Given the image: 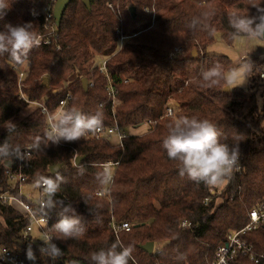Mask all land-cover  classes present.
<instances>
[{"label": "trees", "instance_id": "trees-1", "mask_svg": "<svg viewBox=\"0 0 264 264\" xmlns=\"http://www.w3.org/2000/svg\"><path fill=\"white\" fill-rule=\"evenodd\" d=\"M5 3L7 14L0 18V31L7 23L31 22L39 36L46 34L48 0ZM254 5L264 7V0H91V9L83 0H71L49 45L34 47L23 64L0 55V144L7 142L21 152L39 138V148L32 147L22 169L27 184L35 185L40 176L60 177L56 199L71 203L82 216V235L54 239L62 252L56 264H90V253L117 241L133 248L129 264H208L227 236L248 223L250 212L264 201V78L259 71L264 61L245 62L250 65L246 89L227 90L224 80L210 84L202 79V72L214 65L225 73L234 69L228 57L207 49L216 34L231 43L236 38L231 19L255 15ZM133 7L135 16L130 12ZM119 31L129 37L122 49ZM193 50L198 51L196 56ZM98 56L109 59L115 101L107 89V75L94 68ZM21 72L27 102L19 91ZM44 78H49L48 86ZM64 83L69 85L59 89ZM68 93L72 99L67 106L89 114L102 111L101 127L115 122L125 130L149 127L140 135L129 134L122 146L91 133L75 142L51 145L46 115L28 101H44L53 112ZM169 107L177 116L215 123L222 143H239L238 165L221 190L181 177L177 162L168 159L162 142L171 122ZM9 122L16 126L12 132L7 131ZM75 157L85 159L76 166ZM107 161L119 162V167L111 198L101 199L97 193L108 184L98 178L103 170L97 164ZM18 162L15 157L0 158V193L18 195L6 174L18 170ZM57 165L61 169L53 173ZM50 215L56 223V212ZM113 217L130 223L131 230L117 238L110 226ZM182 221L191 227L182 228ZM29 224L19 208L0 201V246L27 264H48L37 244L21 241ZM250 240L264 246V226ZM147 242L161 243L160 253L142 250ZM29 247L34 261L27 258Z\"/></svg>", "mask_w": 264, "mask_h": 264}, {"label": "clouds", "instance_id": "clouds-1", "mask_svg": "<svg viewBox=\"0 0 264 264\" xmlns=\"http://www.w3.org/2000/svg\"><path fill=\"white\" fill-rule=\"evenodd\" d=\"M257 8V13L250 16H238L231 19L234 29L233 37L244 35L249 39H264V7ZM8 5L5 0H0V18H3ZM197 21H193L196 23ZM41 38L31 22L4 25L0 31V55L8 54L18 64H23L29 52L40 45ZM250 65L242 64L239 68L228 70L227 73L220 65L202 72V79L210 84H218L224 80L227 89H232L240 84L236 82L247 75ZM171 122L168 125L167 135L164 137L162 146L166 150L168 159L176 161L178 172L181 177L187 176L195 182H203L210 187H218L227 183L240 158L239 143L229 146L220 140L221 132L217 125L208 119H197L177 116L169 113ZM50 128L47 132V140L51 145L61 142H75L89 133H95L102 125L103 113L97 110L89 114L74 106H62L47 114ZM15 124L9 122L7 131L15 130ZM39 138L32 145L39 148ZM23 159L19 148H12L7 142L0 144V158ZM83 170L81 169V172ZM101 182L109 184L112 175L105 166L99 174ZM60 177L40 176L35 181V186L42 189L43 197L40 201L41 211L47 225L49 213L55 211L59 219L51 226L50 231L56 233L55 237L47 236L38 251L41 256H47L55 261L62 255L61 249L53 242L54 239H73L83 234L82 216L76 212L71 203H65L56 199L60 190ZM91 214V210H90ZM119 249V250H118ZM133 248L124 246L120 241L113 243L107 249H100L90 253V264H129L132 259ZM27 258L35 260L36 256L31 247L28 248Z\"/></svg>", "mask_w": 264, "mask_h": 264}, {"label": "built area", "instance_id": "built-area-1", "mask_svg": "<svg viewBox=\"0 0 264 264\" xmlns=\"http://www.w3.org/2000/svg\"><path fill=\"white\" fill-rule=\"evenodd\" d=\"M58 0H48V4L45 8L44 12V28L46 29L45 35H40L41 42L40 45H49L51 43L50 37L56 32L57 24L55 19V6ZM113 8L112 5H109ZM118 11V10H117ZM146 13H150L148 9H145ZM121 16V15H120ZM122 22V18L120 19ZM120 37V49H122L125 41L129 38L123 36L122 32ZM108 62L109 59L104 56H98L94 62V68L97 69L100 73L107 75L108 78V91L113 101L116 100L117 91L114 89L112 81L110 79L108 73ZM24 72L20 73L19 78V91L21 94V99L27 102L26 97L22 91V81L24 79ZM264 78V75L261 76ZM72 99V94L68 93L66 98L61 101L60 107L67 106L68 102ZM30 104H34L40 107L43 114L46 115L50 113L48 107L45 102H29ZM169 113H174L172 107L167 109V116H170ZM48 128H50V121L47 119ZM128 133L124 128H122L117 122L111 127H100L98 131L95 133H91L90 136H93L97 139L99 138H111L115 137L118 141L119 145H123L124 140L128 137ZM87 137V136H86ZM32 147H27L21 153L23 154V159H19L18 162V170H8L7 177L9 179V183L11 184L12 190H18V195L12 192H3L0 193V201L10 206L19 208L24 216H26L30 224L23 230L21 233V241H32L38 246H41L43 241L47 239V236H53L54 232H51V226L53 225L51 215L49 213L47 217V225L43 224V220L45 216L41 211L40 201L43 197L42 189L37 188L35 185H28V177L26 174L22 172L25 160L31 157ZM77 157H75L76 159ZM75 162V161H74ZM75 164V163H74ZM104 171L105 166L108 167L112 175V182L108 184V188H104L103 190L97 193V196L101 199H109L111 198V187L114 182L115 172L119 167V162L107 161L105 163L97 164ZM31 186L33 190L39 194V200L33 201L24 199L25 195L22 191L24 186ZM32 193V192H31ZM215 193V191H213ZM68 202V199L66 200ZM209 199L205 201L207 204ZM114 234L119 238L120 234L123 232H129L132 228L130 223L123 222L119 223L113 217L110 223ZM264 226V201L257 207H255L249 216L248 223L241 229L236 230L230 233L227 238L218 246L215 254V258L208 264H264V251L259 249V245L257 242L250 240V235L252 233L257 232ZM182 228L191 227L190 223L185 221L181 222ZM158 250L154 249L155 254ZM157 253H160L158 251ZM50 262L48 264H56V260L53 261L47 256H44ZM0 264H27L25 260L20 259L16 253L11 251L9 248L5 246H0ZM62 264H70L69 262H63Z\"/></svg>", "mask_w": 264, "mask_h": 264}, {"label": "rangeland", "instance_id": "rangeland-1", "mask_svg": "<svg viewBox=\"0 0 264 264\" xmlns=\"http://www.w3.org/2000/svg\"><path fill=\"white\" fill-rule=\"evenodd\" d=\"M196 52L198 51L196 50ZM207 52L216 56H226L232 62L234 68H239L242 64H245L246 61H253L255 59L264 61V39H249L246 36H238L231 43H229L222 39L220 34H216L215 40L208 47ZM259 71L262 73V75H264V65L259 69ZM262 75H260V77ZM236 83L240 84V86H237L238 88L246 89L249 85V78L246 75L241 77ZM68 85V83H64L61 85V87H59V89H63ZM260 103L262 104V101H260ZM148 127V125H143L139 128L127 129L126 132L128 134L140 135L144 133ZM110 140L115 144L118 143L115 137H111ZM224 186L225 184L218 186L219 190H221ZM22 191L24 192V195L29 198V200H39V194L36 193L31 186H24ZM256 242L258 243L257 245H259V249L261 250V247H264L263 243L260 244L258 241ZM161 248V243L155 244V250H160Z\"/></svg>", "mask_w": 264, "mask_h": 264}, {"label": "water", "instance_id": "water-1", "mask_svg": "<svg viewBox=\"0 0 264 264\" xmlns=\"http://www.w3.org/2000/svg\"><path fill=\"white\" fill-rule=\"evenodd\" d=\"M71 0H58L57 3H56V6H55V19H56V24L57 26L60 25L61 21H62V18H63V15L65 13V10L67 9L68 5L70 4ZM84 4L89 8L91 9V0H83ZM130 12L132 14V16H135L136 15V8H131L130 9ZM193 55L196 56L197 55V52L196 50H194L193 52ZM50 83V80L49 78H44V85L45 86H48ZM83 87L84 89L87 91L88 90V87H89V82L88 80L85 78L83 79ZM227 89V88H226ZM229 90V89H227ZM85 158L84 157H77L75 159V165L76 166H79L80 163L84 160ZM8 166H11V165H8ZM61 169V166L60 165H57V166H54L52 167V172L53 173H57L59 170ZM142 250H144L146 253L150 254V255H153L154 253V249H155V243L154 242H147L146 244H143L140 246Z\"/></svg>", "mask_w": 264, "mask_h": 264}]
</instances>
